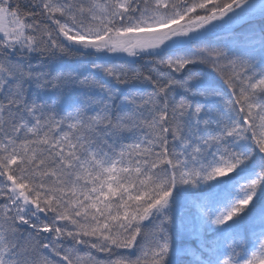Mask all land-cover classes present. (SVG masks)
<instances>
[{"label": "snow or ice", "instance_id": "snow-or-ice-1", "mask_svg": "<svg viewBox=\"0 0 264 264\" xmlns=\"http://www.w3.org/2000/svg\"><path fill=\"white\" fill-rule=\"evenodd\" d=\"M0 264H264V0H0Z\"/></svg>", "mask_w": 264, "mask_h": 264}]
</instances>
